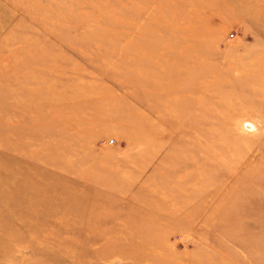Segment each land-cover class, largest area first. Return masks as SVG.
Here are the masks:
<instances>
[{
  "label": "rangeland",
  "instance_id": "obj_1",
  "mask_svg": "<svg viewBox=\"0 0 264 264\" xmlns=\"http://www.w3.org/2000/svg\"><path fill=\"white\" fill-rule=\"evenodd\" d=\"M0 264H264V0H0Z\"/></svg>",
  "mask_w": 264,
  "mask_h": 264
}]
</instances>
